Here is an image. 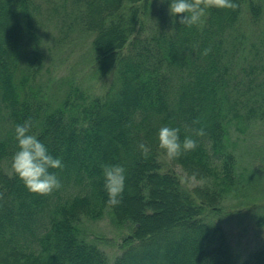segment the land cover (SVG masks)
Returning a JSON list of instances; mask_svg holds the SVG:
<instances>
[{
	"label": "trees",
	"instance_id": "obj_1",
	"mask_svg": "<svg viewBox=\"0 0 264 264\" xmlns=\"http://www.w3.org/2000/svg\"><path fill=\"white\" fill-rule=\"evenodd\" d=\"M233 3L238 7L207 9L187 27L179 17L173 22L168 0L156 11L151 0H0V264H264V239L236 263L223 226L209 216L242 177L231 130L264 116V88L251 93L232 83L234 66L247 56L241 27L259 22L262 6ZM49 9L73 15L76 29L90 35L93 74L114 75L104 94L88 95L73 80L58 83L59 96L34 85ZM27 120L30 134L63 163L50 169L62 187L49 195L30 192L12 168L15 128ZM162 126L197 141L170 161L205 186L190 190L161 170ZM201 128L205 134L197 136ZM141 142L150 147L147 158ZM106 164L126 169L115 207L107 204ZM255 206L254 222L264 228V204ZM106 212L133 227L112 263L78 228L82 217Z\"/></svg>",
	"mask_w": 264,
	"mask_h": 264
},
{
	"label": "rangeland",
	"instance_id": "obj_2",
	"mask_svg": "<svg viewBox=\"0 0 264 264\" xmlns=\"http://www.w3.org/2000/svg\"><path fill=\"white\" fill-rule=\"evenodd\" d=\"M151 2V11H156L161 4L160 0ZM260 4L262 12L259 22L255 25L246 23L241 27L245 35L247 56L234 66L235 75L232 77L233 84L237 83L238 88H244L246 84L251 93L259 92L261 87L264 88V0H260ZM44 15L42 70L34 85L46 87L59 96L60 92L56 91L58 83L62 79L73 80L88 95L104 94L114 82V75L98 78L93 74L88 62L90 35L82 34L76 29L72 21L73 15L70 18L58 17L51 15V9L45 11ZM249 66H253L251 73ZM247 125L244 131L232 129L230 133V141L236 144L237 172L242 174L237 189L230 191L225 197L215 217L209 214L214 221L223 226L236 263L257 249L264 239V228L256 226L254 222L255 205L264 204V116ZM160 160L161 170L176 173L186 188L191 190L205 186L204 181L188 176L179 165L172 163L167 157H160ZM78 228L80 235L90 242H95L112 263L121 252L122 239L133 227L129 222L118 223L111 213L106 212L99 219L82 217Z\"/></svg>",
	"mask_w": 264,
	"mask_h": 264
},
{
	"label": "clouds",
	"instance_id": "obj_3",
	"mask_svg": "<svg viewBox=\"0 0 264 264\" xmlns=\"http://www.w3.org/2000/svg\"><path fill=\"white\" fill-rule=\"evenodd\" d=\"M164 3L165 0H160ZM235 9L237 4L233 0H168L169 15L182 26L192 27L199 24L209 8ZM211 49H205L207 55ZM31 120L18 124L15 128L18 151L12 158V168L25 186L32 193L49 195L62 187L59 177L50 169L63 167L61 159L54 157L46 145L37 136L30 134ZM179 127L162 126L158 132L159 147L164 150L169 160L180 158L182 155L194 151L198 143L192 136L181 139ZM203 136L201 128L195 133ZM142 155H150V147L141 142L138 145ZM104 187L108 194L107 204L115 207L121 204L126 186V169L120 164L103 165Z\"/></svg>",
	"mask_w": 264,
	"mask_h": 264
}]
</instances>
